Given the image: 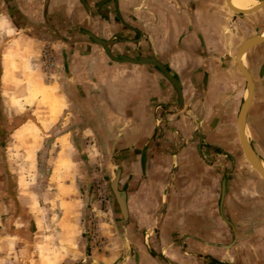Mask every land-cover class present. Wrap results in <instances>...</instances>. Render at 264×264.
Listing matches in <instances>:
<instances>
[{
  "label": "crops",
  "instance_id": "1",
  "mask_svg": "<svg viewBox=\"0 0 264 264\" xmlns=\"http://www.w3.org/2000/svg\"><path fill=\"white\" fill-rule=\"evenodd\" d=\"M12 4L17 29L31 30L26 37L64 57L71 88L63 93H77L86 129L95 139L114 140L111 152L131 157L118 178L129 226L125 264H264V202L240 208L244 182L229 179L241 168L236 116L247 90L234 61L245 38L230 31L245 14L218 0ZM91 36L106 40L113 55L166 65L182 105L154 67L114 62ZM108 206L117 209L112 199ZM90 252L89 264H117L118 252Z\"/></svg>",
  "mask_w": 264,
  "mask_h": 264
},
{
  "label": "rangeland",
  "instance_id": "2",
  "mask_svg": "<svg viewBox=\"0 0 264 264\" xmlns=\"http://www.w3.org/2000/svg\"><path fill=\"white\" fill-rule=\"evenodd\" d=\"M12 3L0 0V264H89L95 248L105 254L118 252L121 264L129 226L126 220L122 229L118 210L96 208L93 222L100 245L90 243L88 230L91 204L97 206L95 183H103L109 202L113 200L108 182L116 168L119 180L125 175L131 157L111 152L114 140L95 139L86 129L77 93L70 97L63 93L71 88L63 71L64 57H57L46 43L26 37L31 30L17 29ZM218 3L226 8L223 0ZM241 19L242 26L230 31L239 33L240 39L264 30V9ZM46 53L53 57L51 67ZM243 63L255 82L245 119L246 138L264 162V43L247 50ZM49 92L61 102L55 109ZM240 159L238 176L229 179L244 182V192L238 195L240 208L247 210L264 202V182L242 155ZM238 214L248 224L246 213Z\"/></svg>",
  "mask_w": 264,
  "mask_h": 264
},
{
  "label": "water",
  "instance_id": "3",
  "mask_svg": "<svg viewBox=\"0 0 264 264\" xmlns=\"http://www.w3.org/2000/svg\"><path fill=\"white\" fill-rule=\"evenodd\" d=\"M224 2L226 6L235 13L247 14V13L254 12L260 8H264V0H258V3L256 5H254L253 7L247 10L233 8L228 3V0H224ZM91 37H92V40L102 48L105 55L114 62L132 63V64H147V65H151L152 67H154L168 81V83L173 88L176 94L178 106L180 107L182 105L180 84L178 82L176 75L166 65H164L163 63H161L160 61H158L157 59L153 57H147V56L146 57H133V56L113 55L107 47L106 40L99 39L93 36ZM261 42H264V37H260L259 35H254V36L245 38L236 48V51L234 54V61L236 63V66L239 72L241 73V75L243 76L245 80L246 88L248 91L246 97L243 99L238 109L237 116H236V127H237L239 145H240L242 155L247 161V163L249 164V166L259 174V176L264 182V169H262L261 166L259 165V162H258L259 158L256 156V154L253 152L252 148L250 147L247 141V138L245 136V133L243 131L245 127V117H246L247 109H248V106H249V103L252 97V93H253V81H252L250 73L248 72V70L245 68V66L240 60V56L243 52H246L250 47L258 43H261ZM140 163L143 164V156H141L140 158ZM118 178H119L118 168H116L115 175L108 182V189L110 191V194L112 195V198L116 204L118 213L120 215L122 229L125 230L124 225H125V221L127 220L126 208H125V194H124V191L118 187ZM222 182H223L222 184H224V179ZM222 198H223V186L220 192V202L222 201ZM224 220L226 221V223L232 226L229 220L227 219H224ZM123 244H124L125 249L121 257V264H123L126 261L128 257V253H129V244L126 238H124ZM163 259L167 261L165 257H163Z\"/></svg>",
  "mask_w": 264,
  "mask_h": 264
},
{
  "label": "built area",
  "instance_id": "4",
  "mask_svg": "<svg viewBox=\"0 0 264 264\" xmlns=\"http://www.w3.org/2000/svg\"><path fill=\"white\" fill-rule=\"evenodd\" d=\"M45 59L49 67H51L54 64L53 57L51 56L50 53H46ZM95 193H96L95 200H96L97 206L93 207V205L91 204L90 210L92 212V217L90 218V221L92 222L88 230V238L90 240V243L94 246L101 244V241L99 240V236H98V225L97 223L93 222V218L95 217L94 212L96 208L100 209L101 211L105 210V208L108 207V203H109V198L107 197L105 193V188H104L103 183H99V182L95 183Z\"/></svg>",
  "mask_w": 264,
  "mask_h": 264
},
{
  "label": "bare ground",
  "instance_id": "5",
  "mask_svg": "<svg viewBox=\"0 0 264 264\" xmlns=\"http://www.w3.org/2000/svg\"><path fill=\"white\" fill-rule=\"evenodd\" d=\"M228 3L230 4V6H232L233 8H236V9H241V10H247L251 7H253L254 5H256L258 3V0L256 2H254L253 0H228ZM260 37H264V31L259 34ZM244 54L245 52H243L240 56V60L241 62L243 63V59H244ZM5 59L7 58V55L5 54ZM244 65V63H243ZM247 90H246V95H247ZM49 97L54 100V104L56 105L57 103H59L60 100H57L54 96H53V93L49 92L48 93ZM245 95V97H246ZM61 103V102H60ZM244 133H245V127L243 129ZM247 131V130H246ZM245 136H246V133H245ZM259 162V165L261 166L262 169H264V162L262 160H258Z\"/></svg>",
  "mask_w": 264,
  "mask_h": 264
}]
</instances>
